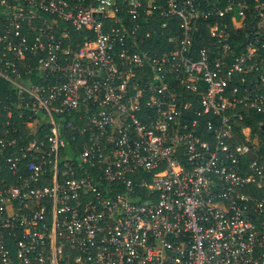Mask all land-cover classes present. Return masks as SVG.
Listing matches in <instances>:
<instances>
[{"label":"built area","instance_id":"1","mask_svg":"<svg viewBox=\"0 0 264 264\" xmlns=\"http://www.w3.org/2000/svg\"><path fill=\"white\" fill-rule=\"evenodd\" d=\"M1 5L0 264H264V0Z\"/></svg>","mask_w":264,"mask_h":264},{"label":"trees","instance_id":"2","mask_svg":"<svg viewBox=\"0 0 264 264\" xmlns=\"http://www.w3.org/2000/svg\"><path fill=\"white\" fill-rule=\"evenodd\" d=\"M243 29L246 30L248 28H247V26H245V28H243ZM243 29H239L241 36L243 35V32H242ZM200 31L202 32L203 29H200ZM232 38H236V36L232 34ZM238 38L240 40H242V38L240 36ZM238 38H236V39H238ZM151 40H153V41L155 40V42L157 43L158 40L162 41L163 38L162 37L161 38L156 37V36H151L150 38L148 37L149 43L151 42ZM149 43H147V47H150ZM203 43H206L208 45H212L211 39L205 38L204 36L195 35L194 47L196 48ZM235 49H237V46L235 47ZM7 92H10L11 97L14 98V96L16 94L15 93L16 89L9 82L0 78V98H3L5 93H7ZM1 116H2V113H0V119H1ZM243 124L244 125H249V124L252 125L254 127L255 131H257L259 133V135L261 136V138L264 139V114H261L258 112H252L251 121H249L247 118H244Z\"/></svg>","mask_w":264,"mask_h":264},{"label":"crops","instance_id":"3","mask_svg":"<svg viewBox=\"0 0 264 264\" xmlns=\"http://www.w3.org/2000/svg\"><path fill=\"white\" fill-rule=\"evenodd\" d=\"M4 6L1 5L0 6V11L3 12L4 11ZM51 18V15L44 12V11H40L38 14L36 13V18H31L30 21L27 22L28 26H38L42 24V19L43 18ZM28 29V28H27ZM26 27L23 30V32H26L25 30H27ZM30 64L32 65L34 63V58L31 57V59L29 60ZM34 72V71H33ZM1 78V77H0ZM3 79V78H2ZM5 81H7L6 79H3ZM20 81L21 83H26V82H32L34 84H42V83H50L52 81L51 78L47 77V79H43L40 76H36L35 73H31V74H21L20 76ZM9 82V81H7ZM11 85H13L11 82H9Z\"/></svg>","mask_w":264,"mask_h":264},{"label":"rangeland","instance_id":"4","mask_svg":"<svg viewBox=\"0 0 264 264\" xmlns=\"http://www.w3.org/2000/svg\"><path fill=\"white\" fill-rule=\"evenodd\" d=\"M236 24H238V23H236ZM19 104V103H18ZM20 105V104H19ZM22 107H24V106H22ZM27 125H29V124H27Z\"/></svg>","mask_w":264,"mask_h":264},{"label":"water","instance_id":"5","mask_svg":"<svg viewBox=\"0 0 264 264\" xmlns=\"http://www.w3.org/2000/svg\"><path fill=\"white\" fill-rule=\"evenodd\" d=\"M98 17V15H96Z\"/></svg>","mask_w":264,"mask_h":264}]
</instances>
